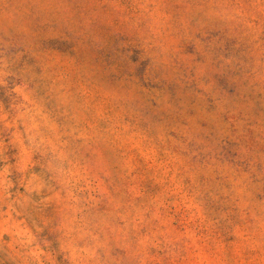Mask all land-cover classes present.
<instances>
[{"label":"rangeland","instance_id":"rangeland-1","mask_svg":"<svg viewBox=\"0 0 264 264\" xmlns=\"http://www.w3.org/2000/svg\"><path fill=\"white\" fill-rule=\"evenodd\" d=\"M0 264H264V0H0Z\"/></svg>","mask_w":264,"mask_h":264}]
</instances>
